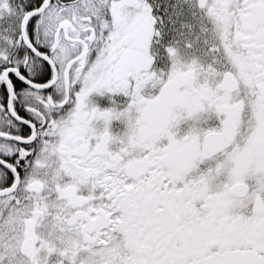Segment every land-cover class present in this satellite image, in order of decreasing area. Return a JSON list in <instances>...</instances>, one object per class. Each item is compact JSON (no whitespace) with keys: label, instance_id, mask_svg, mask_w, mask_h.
Masks as SVG:
<instances>
[{"label":"snow or ice","instance_id":"6c2138e0","mask_svg":"<svg viewBox=\"0 0 264 264\" xmlns=\"http://www.w3.org/2000/svg\"><path fill=\"white\" fill-rule=\"evenodd\" d=\"M0 264H264V0H0Z\"/></svg>","mask_w":264,"mask_h":264}]
</instances>
